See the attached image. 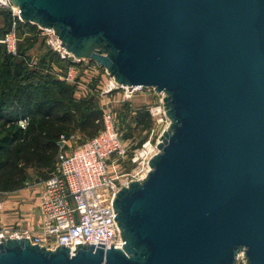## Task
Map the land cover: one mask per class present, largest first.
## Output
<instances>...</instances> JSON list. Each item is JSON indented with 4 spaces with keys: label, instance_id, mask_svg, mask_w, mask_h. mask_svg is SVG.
I'll return each instance as SVG.
<instances>
[{
    "label": "water",
    "instance_id": "1",
    "mask_svg": "<svg viewBox=\"0 0 264 264\" xmlns=\"http://www.w3.org/2000/svg\"><path fill=\"white\" fill-rule=\"evenodd\" d=\"M10 3L117 84L162 92L170 123L112 200L120 249L4 238L0 264H264V0Z\"/></svg>",
    "mask_w": 264,
    "mask_h": 264
},
{
    "label": "built area",
    "instance_id": "2",
    "mask_svg": "<svg viewBox=\"0 0 264 264\" xmlns=\"http://www.w3.org/2000/svg\"><path fill=\"white\" fill-rule=\"evenodd\" d=\"M0 9L8 11L12 20L20 21L19 10L11 5L10 0H0ZM10 26L11 30L0 36V42L5 44L7 54L15 56L17 38L13 22ZM37 28L41 35L46 34L47 46L60 60H70V64L63 71L52 64L48 72L72 86L74 97L94 95L100 110L99 121L102 127L97 134L81 144L70 146L71 136L57 137L55 163L41 182L37 203V228L32 230L21 224L0 226V242L4 238H25L31 245H38L45 250L53 251L55 247H63L68 253H72L76 245L120 249L123 239L117 228L112 200L121 187L145 177L149 170L147 162L156 153L155 145L163 129L157 135L153 148L141 154L143 157L137 167L128 173L111 175L108 163L111 159L110 163H113L117 158L127 156L128 146L117 131L110 104L119 94L122 102H129L139 89L117 84L104 68L96 66L95 63L90 64L84 58L77 59L66 52L51 30ZM26 64L32 68L36 61L34 58L29 59ZM160 96L158 105L152 108L156 113L164 110V94L160 92ZM27 121V118H19L15 124L24 129ZM21 122H24L23 127ZM145 145L148 149L149 142ZM132 154L131 162L138 158L135 151ZM242 257V253H238L235 264H244Z\"/></svg>",
    "mask_w": 264,
    "mask_h": 264
},
{
    "label": "trees",
    "instance_id": "3",
    "mask_svg": "<svg viewBox=\"0 0 264 264\" xmlns=\"http://www.w3.org/2000/svg\"><path fill=\"white\" fill-rule=\"evenodd\" d=\"M12 22L16 38L27 37L23 38V49L17 46L15 56L0 54V193L18 191L29 170L44 172L45 178L55 163L59 135L77 136L81 144L102 127L94 95L76 98L72 86L48 72L52 64L63 71L70 60H60L47 50L29 68L26 44H31L39 29L36 25L12 20L8 11L0 9L1 35L11 30ZM129 108L124 102L119 114L112 111L117 131L126 142L130 137L122 134L118 123L130 114ZM130 115L132 128L148 131L151 120L146 111L135 110ZM19 118L28 119L24 129L15 124Z\"/></svg>",
    "mask_w": 264,
    "mask_h": 264
},
{
    "label": "rangeland",
    "instance_id": "4",
    "mask_svg": "<svg viewBox=\"0 0 264 264\" xmlns=\"http://www.w3.org/2000/svg\"><path fill=\"white\" fill-rule=\"evenodd\" d=\"M1 36V34H0ZM50 36V35H49ZM27 36H22L18 35L17 40H16V49L17 46L19 45L18 49H23L22 44L25 46L23 42V38ZM55 37V36H54ZM56 38V37H55ZM47 36L46 34L41 35L40 32L33 37V40L31 44H26V47L28 48L26 55L30 60L33 58L35 59H40L41 55L45 53V51L50 50L49 46L46 44ZM57 40V39H56ZM19 43V44H18ZM86 59V58H85ZM89 63H94L91 60L86 59ZM161 98L160 93H156L153 91V89H147V90H137L131 100L127 102V104L130 105V114L131 111L135 110H140V111H146L149 115V118L151 120V125L148 131H141L139 128H132V124L129 121V117L131 116L130 114H127L124 116L123 120L124 122L118 123L120 128H122V134H128L130 137V140H127V146H128V154L125 157H120L117 158L113 163H108V170L111 173V175H119L121 173H128L133 170L134 167H137L140 164V161L142 159L143 152H147L151 150L154 146V143L157 139V135L159 132L166 127H168L170 121L168 120L167 116L165 115V111L161 109L159 113H156L152 108L156 107L158 105V99ZM113 100V99H112ZM123 103L121 101V96L120 94L112 101L111 109L114 113H118L121 110ZM120 117V116H119ZM118 118V115H117ZM119 119V118H118ZM125 124H128L130 126L129 129L125 126ZM127 125V126H128ZM152 130V132H151ZM73 142L74 144H78L79 138L73 137ZM147 142H149V148L147 149V145H145ZM135 151L137 153V159L133 162H131L132 158V152ZM142 154V155H141ZM144 172V169L143 171ZM44 178V172H28V177L25 180L23 186L19 188L18 191H7L0 193V215H5L6 211H14L16 210L17 212L22 209V210H28L27 208L29 207H24L22 205L30 197H36L38 194V189H37V184L35 183V180H43ZM30 193V195H27ZM6 198H9V200H6ZM6 204V207L3 206L4 203ZM35 210V209H33ZM31 212V211H30ZM26 212L21 213L22 216L17 217V214L14 213L13 218H16L18 220H15L13 223H16V221L20 223H24L26 225H33V224H27V221L29 219L27 217H23ZM34 214V212H33ZM10 217V216H8ZM10 217V218H11ZM30 222V221H29ZM12 223V222H9Z\"/></svg>",
    "mask_w": 264,
    "mask_h": 264
},
{
    "label": "crops",
    "instance_id": "5",
    "mask_svg": "<svg viewBox=\"0 0 264 264\" xmlns=\"http://www.w3.org/2000/svg\"><path fill=\"white\" fill-rule=\"evenodd\" d=\"M73 137L75 136H71V141L69 142L70 143V146L71 145H74V142H73ZM76 138V137H75ZM28 172H31V170H29ZM44 179V178H43ZM41 182L42 180H35V183L38 185L37 186V189H38V192H37V196L36 197H30V199H28V201H26L25 203H23L22 205H24V207H29L27 208L28 210H22L20 209L18 212L16 210L14 211H6L4 217L3 215H0V226L3 227V226H13L15 224H21L25 227H29L30 229L34 230L35 228H37V225L39 223V212H38V209H37V203H38V200H39V195L41 193ZM27 195H30V193H28ZM6 200H9V198H6ZM6 204H8L7 202L4 203L3 206L6 207ZM35 209V210H33ZM31 211V212H30ZM23 212H26L25 215L23 216L24 218L27 217L29 219V221H27V224H33V225H26L24 223H20L18 221H16V223H13L15 220H18L17 217H20L22 216L21 213L23 214ZM34 212V214H33ZM15 214H17V217L16 218H13L11 216H13ZM20 215V216H18ZM10 216V217H8ZM9 222H12V223H9Z\"/></svg>",
    "mask_w": 264,
    "mask_h": 264
},
{
    "label": "flooded vegetation",
    "instance_id": "6",
    "mask_svg": "<svg viewBox=\"0 0 264 264\" xmlns=\"http://www.w3.org/2000/svg\"><path fill=\"white\" fill-rule=\"evenodd\" d=\"M90 45H91V44H90ZM91 51H92L91 46H87V48H86V52H87V53H91Z\"/></svg>",
    "mask_w": 264,
    "mask_h": 264
},
{
    "label": "clouds",
    "instance_id": "7",
    "mask_svg": "<svg viewBox=\"0 0 264 264\" xmlns=\"http://www.w3.org/2000/svg\"><path fill=\"white\" fill-rule=\"evenodd\" d=\"M24 126V122H21V127H23Z\"/></svg>",
    "mask_w": 264,
    "mask_h": 264
},
{
    "label": "bare ground",
    "instance_id": "8",
    "mask_svg": "<svg viewBox=\"0 0 264 264\" xmlns=\"http://www.w3.org/2000/svg\"><path fill=\"white\" fill-rule=\"evenodd\" d=\"M11 1V0H10Z\"/></svg>",
    "mask_w": 264,
    "mask_h": 264
}]
</instances>
